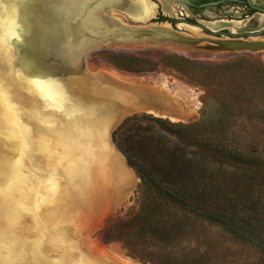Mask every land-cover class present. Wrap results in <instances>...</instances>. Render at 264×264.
Wrapping results in <instances>:
<instances>
[{
    "label": "rangeland",
    "instance_id": "1",
    "mask_svg": "<svg viewBox=\"0 0 264 264\" xmlns=\"http://www.w3.org/2000/svg\"><path fill=\"white\" fill-rule=\"evenodd\" d=\"M130 1L154 4V14L134 18L114 8L103 13L119 25L168 24L193 38H238L229 35L235 33L231 26L213 30L211 25L230 19L236 21L235 27L243 24L236 17L241 7L229 3L193 11L174 0ZM252 1L264 6V0ZM8 32L2 38L6 44L13 37L10 29ZM16 36L13 50L20 39ZM248 36L239 38L264 41V31ZM6 44L0 45V162L6 165L10 156L19 153L28 179L54 188L49 164L57 150L65 151L67 130L48 133L44 128L42 132L40 121L44 124L46 119L42 111L51 107V124L59 121L69 127L73 122L68 114L57 111H66L63 105L79 96L68 91L65 97L63 90L55 87L62 85L60 81L38 76L29 80V90L3 81L8 79L10 65L18 75L24 72L20 57L8 62L11 53ZM23 47L18 45V55ZM171 56L204 67L193 70L188 64L164 59ZM83 59L84 77L90 82L84 87L86 92L106 83L132 96L123 101L130 107L111 131L125 117L143 113L163 119L168 132H161L154 123L129 125L146 130L138 134V140L145 143L139 149L147 155L143 166L156 175L142 185L135 169L127 165L111 141L132 172L131 183L120 196L100 199L88 194L85 202H62L55 218L70 226L91 254L105 264H264V50L228 52L203 46L115 44ZM169 123L189 126L191 133L183 134L187 131L174 129ZM184 152L197 154L196 160L205 163L193 162L186 178L181 177L185 166L169 163L175 154ZM228 152L243 157L230 158ZM134 165L138 169L142 166L136 161ZM190 188L197 191L193 199L177 197ZM214 192L217 196L211 199ZM3 220L0 206V228Z\"/></svg>",
    "mask_w": 264,
    "mask_h": 264
},
{
    "label": "clouds",
    "instance_id": "2",
    "mask_svg": "<svg viewBox=\"0 0 264 264\" xmlns=\"http://www.w3.org/2000/svg\"><path fill=\"white\" fill-rule=\"evenodd\" d=\"M53 80L57 78L53 77ZM63 89V85H55ZM67 97V93H62ZM67 150L55 187L33 182L19 153L0 162V264H105L82 239L56 219L68 200L85 202L95 187V172L110 146L109 118L96 106L74 105Z\"/></svg>",
    "mask_w": 264,
    "mask_h": 264
},
{
    "label": "bare ground",
    "instance_id": "3",
    "mask_svg": "<svg viewBox=\"0 0 264 264\" xmlns=\"http://www.w3.org/2000/svg\"><path fill=\"white\" fill-rule=\"evenodd\" d=\"M105 4L110 5V7H108V11H104V13H109L110 9L114 8L126 11L127 14L134 18H143V16L150 18L154 14L155 9L154 4L146 1L132 2L130 0H106ZM81 11L82 10L81 8L79 9L78 5L75 6L72 3H69V0H0V13H4V15H0V45L1 43L4 45L6 44L2 41V38L6 31L9 33L8 31L10 29L13 32V37H10V40L6 44L11 53V58L8 62L13 63L14 59L18 60V57H20L21 61L24 62H22V67L25 72L18 75V72L14 71V65H10L8 79L3 81H6L9 85L16 83L20 84L25 90H29V80L32 79L33 76L43 77L47 80H53L52 78L55 77L57 78L56 81H60L63 86L66 85L62 89L63 92H68V87H72L71 83L74 85V81H79L81 79L79 78V73H82L81 69L83 68V58L85 56H79L77 59H75V56L73 59H68V57L61 59L59 57H56V59L54 58L57 61H66L67 59L69 62H72L70 67H63L60 69L57 68L59 64H55L56 61L48 62V59L37 55L36 49H40L43 45L51 44L54 41L57 43L58 41L60 42L61 38H59V34L63 35L68 20L76 17ZM104 13L101 11L99 5H94L86 12L83 21L86 22V28L92 34L111 28L110 26L113 23ZM2 25H4V27ZM211 26L212 28L214 27L213 29L221 27L220 23ZM161 27L165 28L168 27V25L164 24ZM16 34H18L21 40L19 39V42L14 43L15 50H13V46L11 45L17 38ZM18 45L19 48L24 46L20 51V54L22 55L16 53ZM40 81H42V79ZM46 110L42 113V116L44 115L46 117L45 122H43L44 124H42L43 132L44 128L47 129L48 133L52 130H67L65 126L59 124V121L51 124L48 114L49 111ZM45 112L48 115L45 114ZM63 155H61V161L65 158ZM109 166L110 165H108V161L105 157L100 160L95 172V181L97 175L100 176L107 173Z\"/></svg>",
    "mask_w": 264,
    "mask_h": 264
},
{
    "label": "water",
    "instance_id": "4",
    "mask_svg": "<svg viewBox=\"0 0 264 264\" xmlns=\"http://www.w3.org/2000/svg\"><path fill=\"white\" fill-rule=\"evenodd\" d=\"M106 0H69V3L78 5L81 12L73 19L70 18L63 31V35L59 34L61 38L58 43L54 41L51 44H45L42 48L36 49V54L40 57L48 59V62L56 61L59 64L57 68L70 67L72 62L55 60L56 57L77 59L79 56L87 57L90 54L98 52L106 46L115 44L130 45V44H147V45H166L170 47H199L203 46L205 49L237 52V51H259L264 50V41H247L242 38L231 39H209V38H193L184 35L171 26L161 27L164 24H157L153 26H124L114 22L109 28L97 33H91L83 21L86 12L94 5H99L101 11H108L110 5L105 4ZM167 1V0H164ZM184 5L189 4V0H174ZM217 3H211L209 6H215ZM220 22L221 28L230 27L231 23L225 21ZM168 25V24H166ZM253 22H247L243 27L239 28L231 36L242 35L252 31ZM219 29V28H216ZM213 29V30H216ZM106 44V45H103ZM207 44V45H205ZM55 58V59H54ZM128 117V116H127ZM126 118V117H125ZM113 131V130H112ZM111 131V132H112Z\"/></svg>",
    "mask_w": 264,
    "mask_h": 264
},
{
    "label": "crops",
    "instance_id": "5",
    "mask_svg": "<svg viewBox=\"0 0 264 264\" xmlns=\"http://www.w3.org/2000/svg\"><path fill=\"white\" fill-rule=\"evenodd\" d=\"M84 70L85 68L83 65V68L81 69L82 73L81 74L79 73V78L81 79L79 81H74V85L71 83L72 87L70 86L68 87V91L70 95L73 96L74 94H76L77 97L79 96V98L74 99L77 100V102H75L73 99L70 100L69 102L67 101V103L63 105L66 111L59 108L60 110L57 111V114L63 116H66L68 114L70 115V117H68V115L66 117L72 120V122H74L75 117L72 116L74 105L96 106L101 110V112L105 116L109 118V122L111 124L110 127V135H111V129L114 127L113 125L117 121L118 117L124 112H126L127 109H129L130 107V105L127 104L129 103L128 101L126 102L123 101L127 99H132V96L126 94L125 92L123 93V91H119V89L115 88L112 84L109 85L106 83H104L103 86L98 88L93 86L91 87L92 90L90 89L89 92H86V88L84 87L89 85L90 82L87 81L86 77L82 76L84 75L83 73ZM137 94L139 96V93L137 92L136 97ZM117 102H123V104L122 103L115 104ZM50 108L51 107H46L48 111ZM70 122L71 121H69L68 123ZM40 124L42 127L41 121ZM59 124H62L63 126H65V128L68 129V124L64 122H59ZM66 150H67V146L65 147V151L60 152L59 150H57V153L51 156L52 162L49 164V166L53 167V176H52L53 182L51 186H55L56 180L58 178L57 173L61 162L60 153L66 155ZM104 157L107 159L108 165H110L109 170L104 175L96 176L95 187L89 193L90 195L91 194L93 195V198L101 199L102 197H109V195L111 196L117 193L120 196V192L126 186H128L133 179L131 170L125 164L122 156L113 147L111 143V138H110V146L106 150L102 158ZM41 167H42L41 172H43L44 170L43 164L41 165Z\"/></svg>",
    "mask_w": 264,
    "mask_h": 264
},
{
    "label": "trees",
    "instance_id": "6",
    "mask_svg": "<svg viewBox=\"0 0 264 264\" xmlns=\"http://www.w3.org/2000/svg\"><path fill=\"white\" fill-rule=\"evenodd\" d=\"M124 60L128 61V62H132L133 59L132 58H123ZM164 59H168V60H173V61H179L183 64H188L192 67L193 70H195V68H199V67H204L198 63H192L188 60H184L182 58H179L177 56H171V57H166ZM139 63H145V61L139 60L137 61ZM119 67V66H118ZM208 67V66H205ZM121 68V67H120ZM123 69V68H122ZM125 70H130L129 68H127V66L124 67ZM138 122L142 123V122H147V123H154L157 126H159L161 132H168V130L165 128L164 125V121L163 119L157 118V117H153L152 115H146L143 114L141 116H137V114H132L131 116H128L126 118H124L121 123H119V125L113 129V131L111 132V141L113 143V145L115 146V148L117 149V151H119L126 160V163L129 167H132L135 169L140 181L142 185H146L147 183H149V178H153V171L152 172H148L147 169H145V167L143 166V164L146 163V154L140 153L141 150L139 149L142 145H145V143H142L141 141H139V137L138 134L143 132H146V130L142 129L140 126L136 127L135 129H132L129 125L131 124H136ZM136 122V123H133ZM172 127H174V129H182L185 130L187 132H184L183 134H187L191 133V128L189 126H185V125H181V124H172ZM138 125V124H136ZM133 125L132 127L136 126ZM225 148H223L224 150ZM232 153H234V151H231ZM231 152H228L229 157H243V155H239V154H234V156L232 155ZM151 155V154H150ZM232 156V157H231ZM191 157V158H189ZM197 158V154L195 153H177V156L175 154V156H173V160L172 157H170V159L172 160L171 164L183 167H186V171H182L183 176H181L182 178H186L185 175H189L190 170L192 168V163L194 162L195 164H205L202 163L204 162L202 159H198V161L196 160ZM133 159H135L136 162L141 163L142 166L140 167V169L136 168L133 162ZM240 159V158H238ZM208 164L206 165V168L208 167ZM156 175V174H154ZM214 188L211 190L213 191ZM197 191H192L191 188L189 189V191L187 193H183L182 194H177V197L180 199L185 198L186 196L189 197V199H193V195L196 194ZM203 195V194H200ZM217 196V194L214 192L213 194H210V198L211 199H215V197ZM222 219L224 217H221Z\"/></svg>",
    "mask_w": 264,
    "mask_h": 264
},
{
    "label": "flooded vegetation",
    "instance_id": "7",
    "mask_svg": "<svg viewBox=\"0 0 264 264\" xmlns=\"http://www.w3.org/2000/svg\"><path fill=\"white\" fill-rule=\"evenodd\" d=\"M211 3H217L215 6H221L224 3H229L232 5L240 6L241 10L240 12H236V15L238 14L239 19L243 21L242 27L247 23V22H253L252 26V31L246 34L242 35H235L236 37H244L248 38L250 34L254 33H259L264 31V17L262 18L261 16H264V6L262 3L256 1L253 2L252 0H202V1H194V0H189V4L186 5L190 10H196L198 8H201L203 6H209ZM223 21V20H222ZM228 23H231L230 26L235 30V32L241 28V27H235L234 23H236L235 20H228L225 21ZM220 23V22H218ZM240 24L239 22H237ZM260 26V27H259ZM256 29H260L259 31H254ZM231 35V34H229Z\"/></svg>",
    "mask_w": 264,
    "mask_h": 264
}]
</instances>
